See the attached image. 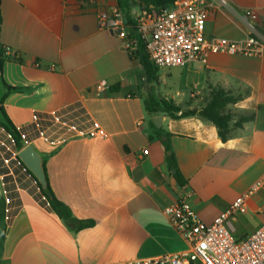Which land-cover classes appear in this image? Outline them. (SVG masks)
<instances>
[{
    "label": "crops",
    "instance_id": "0c3cea01",
    "mask_svg": "<svg viewBox=\"0 0 264 264\" xmlns=\"http://www.w3.org/2000/svg\"><path fill=\"white\" fill-rule=\"evenodd\" d=\"M119 1L0 0V43L9 49L2 77L9 86L26 88L7 95L5 112L25 146L42 156L56 197L77 219L94 222L78 232L66 227L0 126V196L6 203L0 264H109L183 252L184 240L163 213L180 197L212 223L256 188L245 214L257 218L254 232L264 223V55L210 54L206 64L187 68L197 91L181 93L180 101L171 98L181 105L197 101L208 84L235 94L249 88L230 109L234 115L253 111L256 119L229 140L197 117H149L144 101L157 93L156 84L147 82L131 56L129 38L100 26V16L110 17ZM229 1L251 9L264 34V0ZM123 12L134 21V11ZM215 34L240 39L246 33L220 11L206 21V35ZM100 82L108 89L98 91ZM3 93L0 82V99ZM155 117L172 135L184 186L173 177L169 153L151 127ZM98 128L109 138H92Z\"/></svg>",
    "mask_w": 264,
    "mask_h": 264
},
{
    "label": "built area",
    "instance_id": "2783aa9c",
    "mask_svg": "<svg viewBox=\"0 0 264 264\" xmlns=\"http://www.w3.org/2000/svg\"><path fill=\"white\" fill-rule=\"evenodd\" d=\"M133 11L136 29L146 44L150 60L160 70L206 64L210 54L248 58L264 55V34L255 22L253 11L239 10L229 0H176L173 7L160 12L139 7ZM220 11L228 12L244 27L245 37L206 35L208 17ZM124 18L123 10L115 8L110 17L101 15L99 22L102 28L127 39ZM104 89H108V84L100 82L97 90ZM91 137L108 139L109 134L98 128ZM148 153L143 151V155ZM255 191L256 188L238 197L212 223L204 222L190 201L180 197L167 205L163 213L184 240L185 251L109 264H264V223L250 236L237 239L231 222L236 215L247 212V201Z\"/></svg>",
    "mask_w": 264,
    "mask_h": 264
},
{
    "label": "trees",
    "instance_id": "16d2710c",
    "mask_svg": "<svg viewBox=\"0 0 264 264\" xmlns=\"http://www.w3.org/2000/svg\"><path fill=\"white\" fill-rule=\"evenodd\" d=\"M175 2L176 0H139V3L136 4L132 0H120L119 8L125 10L126 12H129L138 7L143 9L144 5H148V7L146 8L147 11L160 12L162 9L173 7ZM126 18L128 20V26L130 28L128 34L130 47L134 48V50L131 51V56L140 61L141 65L144 68L147 82L155 85L159 81L160 69L156 67L150 60V57L146 50V44L138 33L135 22L133 20H130L128 16ZM1 22L2 20L0 16V31ZM7 59V52L0 43V82L1 86L4 89L3 96L0 99V108L2 109L5 118L4 122L0 121V126L12 137L18 151H20L23 147H25L23 136L5 112L3 103L7 95L11 93L24 92L26 91V88L12 87L4 82L2 77V69L4 62ZM14 60L19 63H23L22 60L16 58H14ZM249 94V88H245L242 93L235 94L219 85L214 86L208 84L202 97V104L199 106H193L192 102H188L186 105H181L177 104L173 99H167L155 95H152L147 100H145L144 106L149 117L155 115H166L175 120L197 117L204 122L211 123L217 128L220 138L225 142L234 136V131L236 129L242 128L245 123L254 122L256 119V114L253 111L246 112L241 115H234L230 109L231 106L235 105L237 102H239ZM151 127L154 129L156 137L162 143L165 152L170 153L166 156V161L169 169L175 170L173 177L180 186H184L185 180L178 168L177 161L171 147L172 135L163 128L157 129L153 121L151 122ZM150 139L152 140L153 138L151 137ZM17 159L22 164L26 172L32 177V179H34L42 194L49 201L50 206L52 207L54 212L63 221L68 229H70L72 232H78L82 229L92 227L94 225L93 221L77 219L73 215L71 209L56 197L49 182L48 190H43L37 179L25 167L18 156ZM5 216L6 203L5 199L0 196V253L3 251V244L6 235Z\"/></svg>",
    "mask_w": 264,
    "mask_h": 264
},
{
    "label": "rangeland",
    "instance_id": "374dc122",
    "mask_svg": "<svg viewBox=\"0 0 264 264\" xmlns=\"http://www.w3.org/2000/svg\"><path fill=\"white\" fill-rule=\"evenodd\" d=\"M187 68L188 66L161 69L159 73V81L155 86V89L157 88V93L155 95L158 94L157 96L163 98H174V100L180 101L182 98V96H180L181 93L189 95L191 90L196 92L197 88L194 86L195 82L192 80V77L187 76ZM243 89L244 88H242V92L244 91ZM203 95L204 93L199 95L200 99L197 101L194 98H191L189 102H192L193 106H199L202 104ZM231 222L234 229V237L237 239H243L253 234L258 220L257 218L252 219L246 214H238Z\"/></svg>",
    "mask_w": 264,
    "mask_h": 264
},
{
    "label": "water",
    "instance_id": "95a60500",
    "mask_svg": "<svg viewBox=\"0 0 264 264\" xmlns=\"http://www.w3.org/2000/svg\"><path fill=\"white\" fill-rule=\"evenodd\" d=\"M147 7L148 5L143 6L144 9H146ZM124 22L125 24H128V20L126 17L124 18ZM127 30L130 31V28H127ZM0 121L1 122L5 121L4 114L1 108H0ZM153 122L157 128H160L162 123V118L155 117L153 118ZM18 157L23 162L25 167L37 179L41 188L43 190H48L47 173L44 166V160L40 155V153L32 145H27L19 151ZM172 173L174 174L175 170H173Z\"/></svg>",
    "mask_w": 264,
    "mask_h": 264
}]
</instances>
